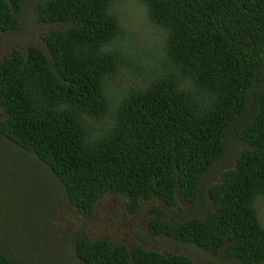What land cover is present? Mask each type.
I'll return each instance as SVG.
<instances>
[{
  "label": "trees",
  "instance_id": "obj_1",
  "mask_svg": "<svg viewBox=\"0 0 264 264\" xmlns=\"http://www.w3.org/2000/svg\"><path fill=\"white\" fill-rule=\"evenodd\" d=\"M114 1L0 0V35L49 26L0 58V264H194L56 224L106 195L177 208L148 243L264 264V0H137L142 44Z\"/></svg>",
  "mask_w": 264,
  "mask_h": 264
},
{
  "label": "rangeland",
  "instance_id": "obj_2",
  "mask_svg": "<svg viewBox=\"0 0 264 264\" xmlns=\"http://www.w3.org/2000/svg\"><path fill=\"white\" fill-rule=\"evenodd\" d=\"M40 1L42 0H31V3L36 4ZM114 5L119 11L122 28L127 32L139 34L136 39L138 43L142 44L146 41L144 40L145 38L143 39L144 35L155 36L157 34L154 27L146 20L143 14V7L137 0H115ZM26 10L29 12L21 18L20 34L8 33L0 35V58L8 57L14 48H26L28 44L42 46L41 36L47 33L49 26L39 25L34 27L30 25V21L36 22V13L30 6ZM141 48L146 52L149 47ZM239 143L237 149H235L237 151L242 149V144ZM56 190L54 188L55 192ZM117 204L118 201L114 196L106 195L101 197L95 206L98 220L91 225H88L86 218L78 211L62 206V208L57 210L55 222L62 229L72 227L75 231L84 230L91 240L109 239L115 242H123L128 246L139 244L145 250L152 249L164 254H176L187 257L194 264H205L206 253L202 250L191 248L193 246H187L180 242L165 241L160 238L154 240L153 243H148L144 239L145 234L150 233L147 225L148 221L151 219L160 221L165 216V221L168 222L178 213L177 208L167 209L160 199H153L149 202L141 203L138 213L131 214L127 211L125 204L122 203L119 206ZM256 207L258 219L264 225V201L258 202ZM187 208L190 209V207L186 206L185 209ZM159 210L161 212H158Z\"/></svg>",
  "mask_w": 264,
  "mask_h": 264
},
{
  "label": "clouds",
  "instance_id": "obj_3",
  "mask_svg": "<svg viewBox=\"0 0 264 264\" xmlns=\"http://www.w3.org/2000/svg\"><path fill=\"white\" fill-rule=\"evenodd\" d=\"M164 206L167 208V209H170L169 207L166 206V204H164ZM173 209V208H172ZM161 221H165V216H163V220Z\"/></svg>",
  "mask_w": 264,
  "mask_h": 264
}]
</instances>
